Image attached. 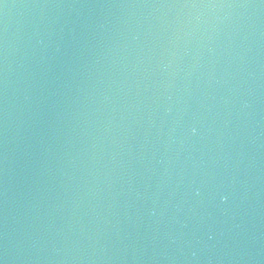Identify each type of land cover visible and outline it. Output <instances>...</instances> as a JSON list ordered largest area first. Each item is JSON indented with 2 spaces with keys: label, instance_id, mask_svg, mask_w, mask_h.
<instances>
[{
  "label": "water",
  "instance_id": "1",
  "mask_svg": "<svg viewBox=\"0 0 264 264\" xmlns=\"http://www.w3.org/2000/svg\"><path fill=\"white\" fill-rule=\"evenodd\" d=\"M0 264H264V0H0Z\"/></svg>",
  "mask_w": 264,
  "mask_h": 264
}]
</instances>
